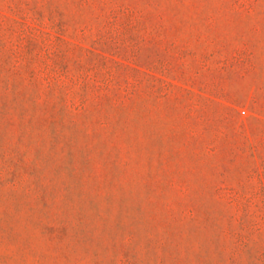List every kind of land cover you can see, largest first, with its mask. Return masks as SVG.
<instances>
[{
	"label": "rangeland",
	"instance_id": "rangeland-1",
	"mask_svg": "<svg viewBox=\"0 0 264 264\" xmlns=\"http://www.w3.org/2000/svg\"><path fill=\"white\" fill-rule=\"evenodd\" d=\"M0 264H264V0H0Z\"/></svg>",
	"mask_w": 264,
	"mask_h": 264
}]
</instances>
